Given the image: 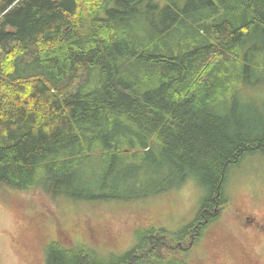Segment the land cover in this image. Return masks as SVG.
Wrapping results in <instances>:
<instances>
[{"label":"trees","instance_id":"16d2710c","mask_svg":"<svg viewBox=\"0 0 264 264\" xmlns=\"http://www.w3.org/2000/svg\"><path fill=\"white\" fill-rule=\"evenodd\" d=\"M263 90L264 0H0V187L102 204L197 178L208 195L176 232L144 229L122 256L46 249L181 264L228 207L231 170L264 153Z\"/></svg>","mask_w":264,"mask_h":264},{"label":"rangeland","instance_id":"374dc122","mask_svg":"<svg viewBox=\"0 0 264 264\" xmlns=\"http://www.w3.org/2000/svg\"><path fill=\"white\" fill-rule=\"evenodd\" d=\"M252 154L231 170L228 207L198 245L178 257L181 264H247L245 256L264 264V153ZM91 162L88 172L97 181L103 170L97 159ZM207 195L197 178L165 195L102 204L0 187V264H48L46 249L58 240L122 256L144 229L176 232L192 223Z\"/></svg>","mask_w":264,"mask_h":264},{"label":"flooded vegetation","instance_id":"af4514ba","mask_svg":"<svg viewBox=\"0 0 264 264\" xmlns=\"http://www.w3.org/2000/svg\"><path fill=\"white\" fill-rule=\"evenodd\" d=\"M245 261L247 264H260L258 262V257L256 259H250L249 257L245 256Z\"/></svg>","mask_w":264,"mask_h":264}]
</instances>
